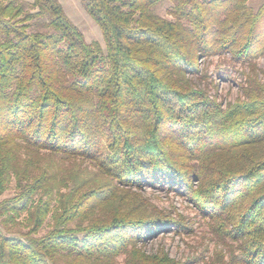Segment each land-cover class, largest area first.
<instances>
[{"label":"trees","instance_id":"trees-1","mask_svg":"<svg viewBox=\"0 0 264 264\" xmlns=\"http://www.w3.org/2000/svg\"><path fill=\"white\" fill-rule=\"evenodd\" d=\"M81 2L104 47L60 0H0V264H186L145 249L193 232L146 188L188 200L225 264H264V0ZM217 56L242 67L226 103Z\"/></svg>","mask_w":264,"mask_h":264},{"label":"rangeland","instance_id":"rangeland-1","mask_svg":"<svg viewBox=\"0 0 264 264\" xmlns=\"http://www.w3.org/2000/svg\"><path fill=\"white\" fill-rule=\"evenodd\" d=\"M30 4L34 0H21ZM263 0H249V4L257 6ZM69 18L81 29L87 42L98 41L104 47L103 35L98 24L92 19L82 5L81 0H60ZM170 1L163 2L156 11L163 15H168V8L171 6ZM222 60L221 57H214L208 64L203 62L202 68L207 67L208 74L214 81L218 83L219 100L226 103L234 100L239 94L240 71L242 67L236 65L232 68V81H224L218 77L216 64ZM262 66L264 61L261 60ZM14 184L8 191L0 196V201L14 195L16 193ZM143 195L148 197L150 201L157 205L160 209H165L173 215L180 214L193 228L192 233H177L175 230L160 233L150 240L145 249L153 252L163 247L172 257L186 261V264H225L228 259V249L223 242L216 237L206 220L196 212L193 205L182 196L169 191H153L146 188ZM52 216L50 215L43 226L39 235L46 233L52 225ZM195 257L202 259L192 260Z\"/></svg>","mask_w":264,"mask_h":264}]
</instances>
